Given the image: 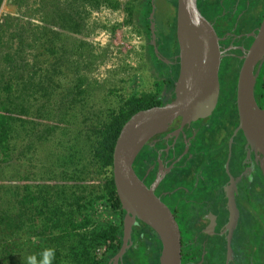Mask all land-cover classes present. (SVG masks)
I'll list each match as a JSON object with an SVG mask.
<instances>
[{
	"label": "rangeland",
	"instance_id": "374dc122",
	"mask_svg": "<svg viewBox=\"0 0 264 264\" xmlns=\"http://www.w3.org/2000/svg\"><path fill=\"white\" fill-rule=\"evenodd\" d=\"M147 3L0 0V114L15 118L8 152L0 153V264H26L30 255L39 260L46 248L55 250L53 264H73L78 233L122 225V212L111 207L105 192L109 171L102 170L92 147L98 140L96 125L119 111L126 99L146 93L164 105L172 93L155 72L145 23ZM155 5L158 37L174 38L173 4L155 0ZM206 8L203 17L210 21ZM229 68L220 63V102L234 97L236 75ZM225 126L228 140L235 121ZM207 151L208 165H219L215 153ZM243 153L242 142L233 144V160L243 159ZM64 182L85 196L88 207L77 210L54 234L43 233L45 221L38 212L32 216L36 231L23 225L25 213L16 200L22 186ZM86 218L90 223L80 227ZM141 250H129L125 260L151 263L153 255L148 259ZM91 254L102 264L110 262L104 260L106 245L92 247Z\"/></svg>",
	"mask_w": 264,
	"mask_h": 264
},
{
	"label": "flooded vegetation",
	"instance_id": "af4514ba",
	"mask_svg": "<svg viewBox=\"0 0 264 264\" xmlns=\"http://www.w3.org/2000/svg\"><path fill=\"white\" fill-rule=\"evenodd\" d=\"M198 6L201 12L207 7L212 14L208 22L218 37L220 63L235 71L237 96L239 72L264 20V0H198ZM159 50L170 60L163 61L166 65L179 66L176 46L163 43ZM254 72L256 101L264 108V60ZM221 93L220 84L219 100L209 117L185 125L179 117L165 132L152 137L133 167L173 212L181 231L182 264H264V178L243 131L225 139V124L235 121L237 128L239 115L236 96L220 102ZM173 97L174 89L164 104ZM237 142L243 145L241 160H233ZM207 150L215 153L220 166L208 165ZM145 225L138 221L134 227L149 233Z\"/></svg>",
	"mask_w": 264,
	"mask_h": 264
},
{
	"label": "water",
	"instance_id": "95a60500",
	"mask_svg": "<svg viewBox=\"0 0 264 264\" xmlns=\"http://www.w3.org/2000/svg\"><path fill=\"white\" fill-rule=\"evenodd\" d=\"M156 5L152 0L150 45L157 57L170 63L159 50L155 22ZM176 38L179 46V74L173 99L143 109L123 125L113 152V177L123 217V243L109 264H123V257L133 245V228L138 221L149 226L161 241L159 264H182L181 231L173 212L136 174L133 164L143 147L157 134L165 132L173 121L183 125L209 117L220 95V51L218 37L198 6V0H177ZM264 60V20L241 67L237 84L239 124L246 146L254 151L264 178V108L255 97L257 74L254 68ZM250 153H248V157Z\"/></svg>",
	"mask_w": 264,
	"mask_h": 264
},
{
	"label": "trees",
	"instance_id": "16d2710c",
	"mask_svg": "<svg viewBox=\"0 0 264 264\" xmlns=\"http://www.w3.org/2000/svg\"><path fill=\"white\" fill-rule=\"evenodd\" d=\"M176 1V0H175ZM152 10V0H148L146 6L145 23L149 33H150V20L149 15ZM173 30L174 38L167 37L161 38L157 35V40L159 46L163 43H167L170 47H175L177 51L179 50L176 40V15L173 19ZM157 34V32H156ZM152 59L154 61V68L157 76L163 79L166 84L167 91L174 89L175 81L177 80L179 74L178 67H170L161 61L157 55L154 53V48L150 45ZM166 74H164V72ZM236 94L234 93V99ZM168 101V100H167ZM160 99H156L154 95L142 94L131 96L124 101V105L119 111L112 113L106 121H101L96 125V133L98 134L97 143H93V152L95 157L99 158L100 166L102 170H105L109 174L105 178V192L108 201L112 208L120 210L124 217V211L122 210V205L118 197L116 186L113 177V152L116 140L120 133L121 128L125 122L135 113L140 110L147 109L153 106L161 105ZM236 105V102H235ZM9 110L12 109L9 105ZM9 111V112H10ZM7 113L0 114V153L6 155L8 152L10 131L13 129L14 117L11 115H6ZM51 128L56 129L57 127L53 124ZM21 194L16 193V200L19 198V205L23 209V225H27L29 228L32 227L34 231L35 226L34 220L32 218L35 212H38L42 221H45V230L43 233L54 234L56 230H61L65 224L68 222V218H72L73 214L84 206V209L90 204L89 201L85 200L84 195H78L75 190L71 191L74 187L72 185L64 183H55L52 185L47 184H24L22 186ZM70 192L71 194H69ZM18 204L17 201L15 205ZM69 212V214H67ZM11 220L10 217L7 218ZM90 223V219L86 218L84 223L80 224V227H86ZM146 228L149 229V233H144L140 228H133V241L134 245L127 250H137L142 251L144 248L146 254H148V259L153 255V261L148 264H159V256L161 251V241L157 234L147 225ZM42 233V234H43ZM145 235V236H144ZM144 236V239H143ZM77 241L79 245H74L72 249V259L75 260L73 264H102L101 260H97L95 256L91 254V248L101 245L107 246V256L104 260L105 263L111 260L120 250L123 243V221L121 226H100L97 229L90 231L89 233H78ZM59 239H62L60 237ZM148 241V242H146ZM149 247V249H148ZM152 248V249H151ZM125 253L123 257V264H133L132 261L125 260Z\"/></svg>",
	"mask_w": 264,
	"mask_h": 264
},
{
	"label": "clouds",
	"instance_id": "9594fccd",
	"mask_svg": "<svg viewBox=\"0 0 264 264\" xmlns=\"http://www.w3.org/2000/svg\"><path fill=\"white\" fill-rule=\"evenodd\" d=\"M55 259V250L46 248L40 253V259L36 255H30L26 258V264H53Z\"/></svg>",
	"mask_w": 264,
	"mask_h": 264
},
{
	"label": "crops",
	"instance_id": "0c3cea01",
	"mask_svg": "<svg viewBox=\"0 0 264 264\" xmlns=\"http://www.w3.org/2000/svg\"><path fill=\"white\" fill-rule=\"evenodd\" d=\"M170 2L173 4L172 6H173V8H174V10H175L174 15H176V13H177V12H176V11H177V10H176V1H175V0H173V1L171 0ZM174 4H175V5H174Z\"/></svg>",
	"mask_w": 264,
	"mask_h": 264
}]
</instances>
